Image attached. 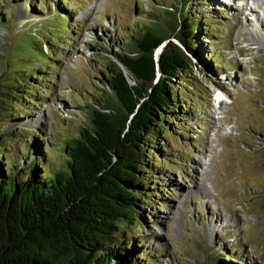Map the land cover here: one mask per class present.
I'll use <instances>...</instances> for the list:
<instances>
[{
	"label": "rangeland",
	"instance_id": "1",
	"mask_svg": "<svg viewBox=\"0 0 264 264\" xmlns=\"http://www.w3.org/2000/svg\"><path fill=\"white\" fill-rule=\"evenodd\" d=\"M230 1L0 0L1 168L8 156L13 173L22 175L30 160L42 158L39 146L44 166H61L67 140L90 124L82 106L93 92L101 94L94 85L104 84V58L130 26L156 19L172 36L173 17L201 15L194 43L202 56L187 79L175 80L186 99L176 111L183 116L158 138L170 151L157 156L158 186L143 230L120 239L131 243L128 250L136 245L143 264H264V0L247 1L253 14ZM62 16L70 17L69 33L60 29ZM207 26L215 32L202 31ZM43 32L49 38L37 36ZM37 38L44 55L31 47L39 49ZM45 86L42 95L35 90ZM27 87L33 103L15 101ZM18 110L28 115L14 117Z\"/></svg>",
	"mask_w": 264,
	"mask_h": 264
},
{
	"label": "trees",
	"instance_id": "2",
	"mask_svg": "<svg viewBox=\"0 0 264 264\" xmlns=\"http://www.w3.org/2000/svg\"><path fill=\"white\" fill-rule=\"evenodd\" d=\"M181 17L171 20L172 36L156 19L143 27L130 26V32L123 34L112 57L104 58V84L94 85L101 94L93 92L82 106L88 109L90 124H82L79 133L67 140L61 166H44L40 146L42 158L29 159L22 175L13 173V162L6 157L0 166V264H143L136 245L128 250L131 243L120 235L143 230L144 209L151 207L154 194L150 193L158 186L157 156L170 151L158 138L163 137L165 125L183 116L176 115L180 99H186L175 80L187 79L202 56L194 34L199 33L203 17L186 12ZM57 20L63 21L61 31L69 33L70 17ZM201 29L214 31L211 26ZM43 33L37 36L49 38ZM50 40V45L58 46ZM34 41L39 49L31 47L44 55L41 41ZM162 44L157 59L155 52ZM100 50H96L99 56ZM62 57L58 54L53 61ZM46 64L54 67L51 61ZM28 88L22 93L16 89L15 101L33 103L26 96ZM40 89L35 88L40 95L47 92L46 86ZM23 115L28 113L13 114ZM4 151L0 149V156ZM15 156L24 160L22 154H11ZM130 223L140 228L131 232Z\"/></svg>",
	"mask_w": 264,
	"mask_h": 264
},
{
	"label": "bare ground",
	"instance_id": "3",
	"mask_svg": "<svg viewBox=\"0 0 264 264\" xmlns=\"http://www.w3.org/2000/svg\"><path fill=\"white\" fill-rule=\"evenodd\" d=\"M230 1V0H229ZM232 1V0H231ZM230 1V2H231ZM236 1H241V4L237 7V10L238 11H241L242 13H244L245 14V10H247V8H249L250 9V14H253V13H255V9L254 8H251V6L249 7V4H247V0H236ZM220 98V97H219ZM218 98V99H219ZM197 183V182H196ZM198 184H196V186H197Z\"/></svg>",
	"mask_w": 264,
	"mask_h": 264
},
{
	"label": "water",
	"instance_id": "4",
	"mask_svg": "<svg viewBox=\"0 0 264 264\" xmlns=\"http://www.w3.org/2000/svg\"><path fill=\"white\" fill-rule=\"evenodd\" d=\"M174 42L178 43L176 40L173 39ZM164 44H162L161 46H159V48L157 49V51L155 52V58L158 59V55L161 52L162 48H163Z\"/></svg>",
	"mask_w": 264,
	"mask_h": 264
}]
</instances>
